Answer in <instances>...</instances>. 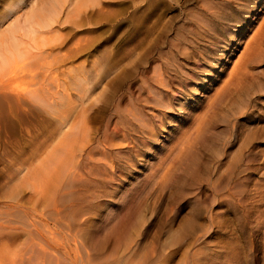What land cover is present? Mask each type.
Here are the masks:
<instances>
[{
	"label": "rangeland",
	"instance_id": "obj_1",
	"mask_svg": "<svg viewBox=\"0 0 264 264\" xmlns=\"http://www.w3.org/2000/svg\"><path fill=\"white\" fill-rule=\"evenodd\" d=\"M70 1L46 34L70 104L0 105V264H264V0ZM85 72L84 103L70 82Z\"/></svg>",
	"mask_w": 264,
	"mask_h": 264
},
{
	"label": "bare ground",
	"instance_id": "obj_2",
	"mask_svg": "<svg viewBox=\"0 0 264 264\" xmlns=\"http://www.w3.org/2000/svg\"><path fill=\"white\" fill-rule=\"evenodd\" d=\"M7 1L8 2H7V6L5 7V11L1 14L0 17V105L2 103L6 105L9 110L12 111L14 110L15 112L17 111L23 113V111H25L26 108L29 107L31 108L32 106L35 105H40V107L46 108L47 111H48V107L52 109L56 103L51 100H54L53 98L55 96L56 97L59 96L62 98L67 97L66 100L70 104L72 98H70L71 94L68 93L69 90L67 91V89H65L66 88L65 86L63 88V85L60 86L57 85L55 82L48 81V63L46 61V59L48 58V39L46 37V34L49 31H51L53 29L54 24L58 22L57 19H59L63 8H65V5L68 4L69 1L66 2V0H54L49 5L43 6L41 8L39 7L36 8L37 7L36 5L27 6L28 8L27 12L23 15H20V13L16 12V10L21 6L22 3L25 2V0H7ZM131 1L132 4L136 5L137 4L136 1L139 2L142 0H131ZM181 1L183 0H170L172 5H169V9L173 8L174 5H178V4L180 5ZM72 2L70 1V3ZM75 2L76 4H74ZM75 2L73 3V5L78 6V9H81L79 7L86 8L88 6H93L98 4L100 0H75ZM199 2L205 3V0H199ZM218 2L223 3V2H227V0H218ZM167 15L163 14L156 20L155 32L160 31L164 27V23L167 21ZM13 16L14 19H12ZM201 22L202 24L205 23L203 20H201ZM153 34H154L153 31L146 32V37H145L146 45H149V43L151 42L150 38L153 36ZM143 43L144 41H142L140 45L138 44V48H136L135 46L132 47V49H130V51L128 52L129 55L127 60L129 61V63H133L135 59L138 58L139 56L138 49L140 50V47L144 49L145 43L144 44ZM261 44L257 46L258 50H261L260 49ZM118 66H119L118 63L113 65V69L118 68ZM156 71L158 70L156 69ZM85 74L86 72L83 73L82 75L85 77L81 76L76 82L75 80L70 82L71 86L74 87L73 89L77 91V94L82 95L79 97V100H82L84 103L88 102L87 99L88 98L91 99V97H93L95 92L94 91L95 87L93 86V84H91L90 82L91 80H89V78L88 80L86 79ZM160 74H157V77L159 81L162 82V84L164 83L163 85L166 86L168 82L164 78H161ZM22 77L23 79L24 78L26 79L25 82L29 81L27 83V85L29 86H27L25 89L23 88L20 91L11 88L10 85L12 84V82L16 78L22 79ZM113 80L114 79H111L110 82H113ZM84 97L86 98V100ZM50 98H52L50 100L51 102L48 101ZM82 105L83 104L80 103V107H82L83 109L82 112L84 113L86 110L83 108ZM32 111L33 109L30 110V112ZM82 123H83L82 119H79L78 125L80 128L75 124L76 126L75 130L77 131L74 133L71 132L74 134V135L72 134V137L76 136L78 132H79L78 133L79 136H77V138H75L74 141H72L70 139L72 138L70 137L71 133L69 134L66 133L67 134L66 138L70 137L68 138L70 140L68 141L65 140V144L63 145V149L66 154L65 157L63 156V158L67 159L69 164L71 165L73 164L72 168L74 171L76 169L75 161L77 160L78 162L79 161L78 159L82 155H84L86 151L85 143L87 141V135H86L87 127H85ZM71 131H72V127H71ZM64 159H62L63 160L62 163L66 162V160ZM68 165L66 166L68 167ZM64 167L62 168L71 169L70 167L69 168L67 167L64 168ZM66 172H68V170H66ZM71 173L68 175L71 176ZM14 263L25 264L22 259H20V261L17 259L16 262Z\"/></svg>",
	"mask_w": 264,
	"mask_h": 264
}]
</instances>
